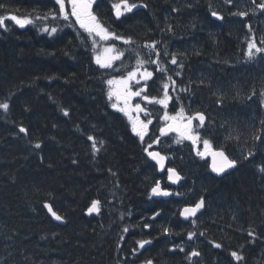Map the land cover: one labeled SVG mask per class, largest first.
Wrapping results in <instances>:
<instances>
[{
	"label": "trees",
	"instance_id": "1",
	"mask_svg": "<svg viewBox=\"0 0 264 264\" xmlns=\"http://www.w3.org/2000/svg\"><path fill=\"white\" fill-rule=\"evenodd\" d=\"M48 1L0 0L6 5L0 15L46 12L53 7ZM129 1L147 7L128 21L120 20L119 28L151 37L163 50L173 49L179 64L168 67V76L175 81L171 87L176 103L186 102L188 110L216 119L211 139L240 158L224 178L200 179L192 168L196 184L190 192L195 196L210 190L207 218L213 223L210 230L216 228L213 239L222 246L214 247L198 226L193 240L187 231L182 235L188 226L172 211L191 199L149 196V183L156 177L143 153L146 141L132 132L107 97L104 83L113 70L97 67L68 28L47 38L34 24L21 28L8 20V30L0 28V102L9 103L7 111L0 109V264H202L205 247L223 256V264H264V172L259 169L264 165V53L251 61L244 55L249 39L264 48V32L257 31L264 14L233 15L246 1L256 8L253 0ZM213 11L223 19L210 18ZM221 58L223 63L216 66ZM21 126L26 133L20 132ZM89 135L100 149L95 155ZM255 135L262 139H253ZM249 151L253 156L245 162ZM183 153L192 159L187 149ZM93 199L100 202V211L86 215ZM46 202L64 223L53 221ZM158 209L164 214L148 219ZM145 224H152L149 230ZM142 239L151 245L134 253L131 249ZM160 242L165 244L158 248ZM189 244L196 246L189 249ZM170 245L179 247L172 252ZM195 249L199 258L190 261L188 254ZM233 251L243 259L235 260Z\"/></svg>",
	"mask_w": 264,
	"mask_h": 264
},
{
	"label": "snow or ice",
	"instance_id": "2",
	"mask_svg": "<svg viewBox=\"0 0 264 264\" xmlns=\"http://www.w3.org/2000/svg\"><path fill=\"white\" fill-rule=\"evenodd\" d=\"M233 0H225V3L231 4ZM55 5L58 6V9H49L47 13L44 14V16H33L31 13L24 15V16H18L16 14H9L7 16L0 15V28L4 29L5 31L8 30V26L6 21L10 20L12 21L16 26H19L21 28L34 24L38 21L47 20L48 17H51L53 20L63 18L64 21H69L70 17L75 18V24L79 25L80 29H83L84 32L87 33L88 37L92 39V47L93 49H97V38L99 41L106 42L110 40H120L125 45H132L134 41L131 37H124L123 35L117 34L114 31H111L108 26H105V23L102 22L96 14L92 11L93 6V0H67V4L70 5L71 12L66 11V0H54ZM253 3L256 5V8L262 10L264 12V0H261L260 3H256V0H253ZM139 5L136 3H130L129 0H119L118 3L112 4V9L114 10L115 17L117 19L123 17L125 14L132 13L134 9H136ZM144 7H147V5H144ZM0 9H6L5 4H0ZM233 15H238L240 17H246L248 15V12L245 11H238L237 13H234ZM211 16L222 20L223 16H221L217 11L211 12ZM249 31H251L250 26ZM42 32L47 33L48 35H53L58 31L57 27H51L49 28L47 24H44L43 27L39 29ZM168 31H172L171 25L168 26ZM261 43L264 44V39L261 40ZM159 42L158 41H151L150 43H146L143 45L144 48L149 49L148 55L151 56L153 53L157 56V59L155 60H145L140 58V53L136 52V67L127 73L126 76H121L119 78H112L108 79L105 83L108 85V91L107 96L109 100L111 101L113 97H115L117 103H113L111 106L114 109H117L119 112L124 113L131 123L132 132L135 133L141 140V142H144L145 136L148 132V127L153 123L151 119L141 120L139 119V113L143 112L145 117H149L152 114L147 110V107H142L141 104L136 103L134 106L130 104V101L132 97H141L142 93H145L144 88H138L137 91H132L130 84L131 82H135L137 85L139 84L140 80L148 81L153 77V72L148 71L146 67H144L146 64H155L157 65L156 71L158 72H165L166 68L160 67L161 60L159 59L161 53L157 51ZM129 51L131 49H128ZM258 53H264V48L258 47L256 44V41L254 39H249L247 41V49L244 52V55L247 57L248 60H253ZM125 55L124 51H120L114 46H107L103 47L102 50H97L96 53L93 56V59L95 63L102 69L112 68L113 62L120 60L122 56ZM164 56L171 55L170 63L173 65L179 64L178 55L175 53L169 54L167 50L163 52ZM182 66V65H181ZM143 69V71H141ZM180 73L177 72L176 75H179ZM139 76V79L137 77ZM168 81L171 82L172 87H175V81L172 80L171 76L167 77ZM203 83V81L201 82ZM163 97L160 99H157L156 97H149L148 95L144 94L142 96V99L144 101H147L149 104L155 103L162 105L165 109H167L169 101L172 99L169 95V83H163ZM187 89H181V91H186ZM262 96H264V91H261L260 93ZM221 101H217V103H220ZM123 104L124 106L121 107L120 104ZM0 109H3L7 111L9 109V103L7 101L0 102ZM135 111L137 113L136 118H133L132 112ZM64 115H69L67 110H64ZM161 120L165 121L166 126L160 128V136H158L155 140L152 141V144H149L147 147L144 148V151L147 153V155L154 161L159 164L160 168L163 169L165 167L164 161L166 159L165 156H162L159 152L156 151H150L153 144H156L160 141V137L167 135L168 132L171 131H177L180 133L178 139L175 141L176 143H180L183 139L190 140L195 147L198 143L202 141L203 144V150L197 149L196 154L198 156L204 157L210 155L212 157V171L216 173L217 175L225 174L227 170L234 169L237 167L239 161L234 158H230L228 154H226L225 150L222 146L215 148L213 147L212 142L209 139H204L199 131L198 128H202L205 123V115L202 112H196L193 115H186L185 109L183 106L178 110V112L175 115H169L167 111H165L164 115L160 117ZM198 120L199 125L197 127H193V121ZM20 132L26 133L27 129L24 127H20ZM238 138V137H237ZM89 141H92L91 147L92 152L95 155L96 152L100 151V149L97 147V142L95 141L94 137L89 135L87 137ZM228 139H233V137L230 135ZM255 140H261L262 137L260 135H255L253 137ZM104 141H99V144H103ZM35 148L39 149L41 147V144L39 142L35 143ZM253 156V153L251 151L248 152L247 156L244 157V159H247L248 157ZM259 169L261 172H264V165L259 166ZM168 171V179L172 183L178 182L181 177L176 172L175 169L169 168ZM171 193L161 189L160 182L157 181L155 183V186L151 188L150 195H163L168 196ZM99 205L100 202L97 200H93L91 202V206L88 207L87 212L89 214L94 212H99ZM204 206V198L201 197L200 200H198L194 206L192 207H185L181 212L180 215L184 218L194 217L196 216L197 212ZM44 207L48 210V212L51 214V216L57 220L61 221L64 218L61 215H58L57 212L53 211L52 206L49 203H45ZM159 215L158 213L154 214V217ZM193 224H195V220H193ZM145 228L150 227V225L145 224ZM124 232L128 231V228L125 227L123 229ZM164 233H169L170 229L165 227L163 229ZM195 233L189 232L188 238L192 239ZM203 235V233H201ZM249 235H254L252 232H249ZM120 239H124L123 236L120 237ZM139 245V248H143L145 245L150 244L151 241L149 240H140L137 242ZM222 245L219 243H215L214 247L220 248ZM179 247V246H174ZM180 251H184V249L181 247L179 249ZM137 249H133V252L135 253ZM200 253L196 250H193L188 254V259L191 261L192 257L199 256ZM232 257H234L236 260H242L243 257L240 256L237 252L233 251L231 252ZM145 264H152L151 260H147Z\"/></svg>",
	"mask_w": 264,
	"mask_h": 264
},
{
	"label": "bare ground",
	"instance_id": "3",
	"mask_svg": "<svg viewBox=\"0 0 264 264\" xmlns=\"http://www.w3.org/2000/svg\"><path fill=\"white\" fill-rule=\"evenodd\" d=\"M167 6V5H166ZM183 6V5H182ZM180 7V6H179ZM200 7V6H199ZM184 9H187V8H184ZM182 10V9H181ZM189 10V9H188ZM168 11V10H167ZM170 13V12H169ZM177 13V12H176ZM173 15V14H172ZM180 16V15H179ZM129 16H127L126 18H128ZM165 18H166V16H165ZM164 18V19H165ZM168 18V17H167ZM176 18H178V17H174V20L176 19ZM171 21H173L172 20V18L170 19ZM170 23V22H169ZM176 46V45H175ZM174 46V47H175ZM178 46V45H177ZM173 50V49H172ZM173 75V74H172ZM181 84V83H180ZM178 86V85H177ZM187 86V85H186ZM183 87V86H182ZM181 87V88H182ZM185 87V86H184ZM104 88V87H103ZM182 89H184V88H182ZM189 89V88H188ZM105 92V91H104ZM108 97V96H107ZM183 97V96H182ZM176 100V99H175ZM185 101H186V99H185ZM186 103V102H185ZM112 105V104H111ZM213 117H215V116H213ZM216 121V119H214V118H212V122L214 123ZM210 134H215L214 133V131H213V129L211 130V132H210ZM144 145V144H143ZM141 152V151H140ZM174 156H176V157H178V158H180L181 160H187L188 159V157H187V155L185 154L184 155V153L182 152V151H179V152H176L175 154H174ZM234 157V156H233ZM235 159H237L238 161H239V163H240V158L238 157V155H236L235 157H234ZM248 159V158H247ZM247 159H246V161H247ZM191 163L193 164V166H194V168H197L196 169V171L198 172L196 175L198 176L199 174H203L205 177H206V179L207 180H209V179H211V178H218V177H216V176H214L212 173H210L208 170H206L205 168H204V166H202L201 164H199V163H196V162H193V161H191ZM238 163V164H239ZM184 168V170H185V172L187 173V176H188V179L191 181V182H193V179H195V181H196V178L194 177L195 176V172L196 171H194V170H189L187 167H183ZM187 178V177H186ZM220 178V177H219ZM222 178V177H221ZM156 179V178H155ZM194 183V182H193ZM192 187V186H191ZM188 188V187H187ZM192 189V188H191ZM186 191V190H185ZM203 193H205V194H207L206 192H203ZM201 194V193H200ZM208 196V195H207ZM161 200V199H160ZM168 201H170V200H168ZM183 201V200H182ZM191 201V200H190ZM50 204V203H49ZM174 204V203H173ZM51 205V204H50ZM53 208V207H52ZM87 209H88V207H87ZM174 210L175 209H173V211L172 212H174ZM207 210V209H206ZM53 211H55L54 209H53ZM161 212L164 214V210H161ZM161 212H160V214L159 215H157V216H155V218L157 219L160 215H161ZM58 214V213H57ZM151 217L153 218L154 216L153 215H151ZM149 219V218H148ZM202 219V218H201ZM208 218H205L204 220H203V223L205 224V222H206V220H207ZM209 223H210V226H211V228L210 229H212V225H213V223H212V221L211 220H207ZM209 229V230H210ZM193 230H195V228L194 227H186L185 228V230L182 232V235L187 231V233L188 232H191V231H193ZM200 231V230H199ZM167 235L168 236H170L168 233H167ZM213 235V234H212ZM186 236H187V234H186ZM194 238H195V236H193ZM202 237V236H201ZM188 239V238H187ZM187 239H186V241H187ZM207 239V238H206ZM193 240V239H192ZM196 240H198L197 238H196ZM195 240V241H196ZM202 240V239H201ZM204 240V239H203ZM193 242V241H192ZM197 243H198V241H196ZM209 242V241H208ZM252 242H253V240H252ZM128 245H130V242H128L127 243ZM136 244H137V242H136ZM157 245H159V243H156ZM164 244H165V242H164ZM184 244H185V242H184ZM209 244V243H208ZM151 245V244H150ZM167 245V244H166ZM201 245V244H200ZM171 247H172V245H170ZM194 246H196V244H189L188 245V248L189 249H192ZM204 245H201V248L203 247ZM168 247V246H167ZM199 247V246H198ZM205 247V246H204ZM187 248V249H188ZM189 249H188V251H189ZM200 249V248H199ZM202 249H204V248H202ZM222 249H224L225 250V248L223 247ZM222 249H220V250H222ZM144 250V249H143ZM196 250V249H195ZM167 251L168 252H170L169 250H168V248H167ZM176 251V250H175ZM201 251V250H200ZM187 252V251H186ZM198 252V251H197ZM204 252H207V255H205V258L204 259H208L207 257L208 256H212V258L214 259V264H217V260H219V259H221V258H219L218 257V255H219V253H214L213 255H211V253H212V251L211 250H209L208 249V247H205V251ZM144 253V252H143ZM145 254V253H144ZM201 255H202V253H201ZM185 256V255H184ZM201 257V256H200ZM144 258V257H143ZM199 258V257H198ZM137 259H138V257H137ZM217 259V260H216ZM140 260V259H139ZM138 260V261H139ZM154 260V259H153ZM198 260V259H197ZM236 260V259H235ZM191 261H192V259H191ZM208 261V260H207ZM248 261V260H247ZM136 262V261H135ZM198 262V261H197ZM135 264V263H134ZM141 264V263H140ZM144 264V263H143Z\"/></svg>",
	"mask_w": 264,
	"mask_h": 264
},
{
	"label": "rangeland",
	"instance_id": "4",
	"mask_svg": "<svg viewBox=\"0 0 264 264\" xmlns=\"http://www.w3.org/2000/svg\"><path fill=\"white\" fill-rule=\"evenodd\" d=\"M175 21H177V22H179L178 24H179V27H181L182 25H181V21H180V19L179 18H176L175 19ZM118 23H119V21H114L112 24L113 25H110V27H119L118 26ZM141 35H143V34H141ZM140 37V36H139ZM107 46H113V45H106V46H103V47H107ZM102 47V48H103ZM102 48L100 49V50H102ZM125 56V55H124ZM124 56H122L121 57V59L124 57ZM120 59V60H121ZM117 61H119V60H117ZM117 61H114L113 62V64L114 63H116ZM219 62L220 63H223V61H222V58L220 59V61H218V63H216V66H218L219 65ZM146 66H148V64H146L144 67H146ZM136 67V64L134 65V67L131 69V70H129V71H132L134 68ZM128 71V72H129ZM141 71H143V69H141ZM150 71H152V70H150ZM127 72V73H128ZM153 72V71H152ZM127 73L124 75V76H126L127 75ZM114 78V77H113ZM196 78H197V74L195 73V72H193V75L192 76H190V79L193 81V85H195V82H194V80H196ZM137 79H139V76L137 77ZM141 81V80H140ZM134 86H136L134 89H132V87H134ZM130 87H131V90H138V88H140V87H137V84L135 83V82H131V84H130ZM163 97V95H160L157 99H160V98H162ZM151 98V97H150ZM114 103H117V101H114ZM120 106H121V104H120ZM122 107V106H121ZM145 107H147V110L151 113V114H155V116H153V115H151V116H149V117H146V120L145 121H147V119H151L152 121L154 120V119H159V122H163V124L165 123V121H163V120H161L160 119V117L161 116H163L164 115V113H165V111H167L168 113H169V115H175L176 113H174V112H172V111H169L168 109H165V108H162V105H159V104H155V103H152V104H149L148 102L145 104ZM206 108H208V107H206ZM193 127H197V124L195 123V121H193ZM214 131V130H213ZM178 134H180L179 132H178ZM245 162H246V160H245ZM189 170H192V169H190V168H188ZM195 169H197V168H195ZM197 178H202V179H205V180H207L206 179V177L203 175V174H199L198 175V177ZM199 179V180H200ZM208 181V180H207ZM209 184V183H208ZM209 185H211V183L209 184ZM205 191H206V193H207V195L209 196L210 195V190H206L205 189ZM48 213V212H47ZM48 215H50L49 213H48ZM208 220V219H207ZM206 220V222H205V224H208L209 226H210V223L208 222ZM210 228H211V226H210ZM209 228V229H210ZM164 245V242H160L159 243V247L158 248H160L161 246H163ZM208 259H210L211 258V260L214 262V259L212 258V256H208L207 257ZM217 260V259H216ZM249 260V259H248ZM223 261H224V257L222 256L221 257V259H219V260H217V264H223Z\"/></svg>",
	"mask_w": 264,
	"mask_h": 264
},
{
	"label": "flooded vegetation",
	"instance_id": "5",
	"mask_svg": "<svg viewBox=\"0 0 264 264\" xmlns=\"http://www.w3.org/2000/svg\"><path fill=\"white\" fill-rule=\"evenodd\" d=\"M66 11L71 12V8H70V5L67 4V0H66ZM71 18H74V17H70V19H71ZM137 98H140V97H137ZM133 99H134V97H132L130 103L133 101ZM212 115L215 116V114H212ZM139 116H140V113H139ZM204 194H205V193H204ZM204 194H203V195H204ZM204 196H205L206 199H207V194H205ZM132 244H133V243L130 242V245H132ZM127 245H128V244H127ZM131 250H133V249H131ZM214 253H215V252L212 251L211 255H213Z\"/></svg>",
	"mask_w": 264,
	"mask_h": 264
},
{
	"label": "water",
	"instance_id": "6",
	"mask_svg": "<svg viewBox=\"0 0 264 264\" xmlns=\"http://www.w3.org/2000/svg\"><path fill=\"white\" fill-rule=\"evenodd\" d=\"M186 207H190V206H186ZM185 207H183L182 209H181V211L184 209ZM88 213V212H87ZM95 213V212H94ZM89 214V213H88ZM158 214H159V212H158ZM51 215V214H50ZM182 217V216H181ZM53 218V217H52ZM183 219H186V218H184V217H182ZM54 219V218H53ZM188 219V218H187ZM55 220V219H54ZM55 221H57V220H55Z\"/></svg>",
	"mask_w": 264,
	"mask_h": 264
}]
</instances>
